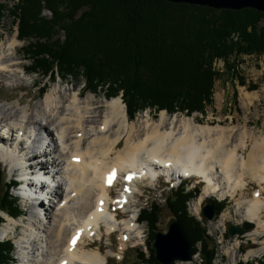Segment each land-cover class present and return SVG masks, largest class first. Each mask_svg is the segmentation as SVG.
<instances>
[{"label":"bare ground","instance_id":"6f19581e","mask_svg":"<svg viewBox=\"0 0 264 264\" xmlns=\"http://www.w3.org/2000/svg\"><path fill=\"white\" fill-rule=\"evenodd\" d=\"M19 47L16 35H8L0 42L1 83L23 81L19 72L28 70L18 57ZM81 93L76 87L63 89L58 85L34 108H30L29 101L19 108L23 98L0 108V150L7 154L6 159H0L8 163L10 174L18 175L24 185L25 181L34 185L33 191H23L24 204L31 213L28 222L7 215L8 222L2 229V238L15 236L19 242L18 264H110L112 255L122 259L123 252L104 250L102 234L105 230L108 239L112 234H120L121 251L130 243L143 241L144 228L135 220L132 201L136 194H142L139 182L154 184L157 175L172 184L187 177L201 179L205 184L201 201L214 195H219L220 201L235 198L247 188L245 174L264 184V144L256 141L247 159L237 157L236 147L241 145L243 133L234 142L233 132L226 128L202 126L195 118H170L165 111L155 122L148 118L131 122L121 98L104 101L93 95L85 98ZM5 127L13 133L12 142ZM20 135L34 138L33 142L44 141L43 148L27 150V140L17 141ZM233 143L236 145L230 148ZM16 153L24 156L23 163ZM29 155L35 156L26 161ZM208 157H214L213 165L207 162ZM38 168L48 171L49 176L54 171V180L41 184ZM18 169L23 178L17 174ZM113 171L116 177L109 186L107 178ZM128 176L132 179H125ZM45 183L47 187L52 185L48 194L44 191ZM114 188L118 192L115 197ZM36 193H42L45 199L44 210L39 212L29 200ZM256 194L252 200L237 202L235 214L240 221L255 223L249 236L262 239L264 196ZM41 213L45 223L40 219ZM226 217L228 213H223L222 221ZM96 238L100 243L92 247ZM261 253L264 254V246H257L249 250L248 256L261 257ZM240 262L248 261L237 260L236 264Z\"/></svg>","mask_w":264,"mask_h":264},{"label":"trees","instance_id":"16d2710c","mask_svg":"<svg viewBox=\"0 0 264 264\" xmlns=\"http://www.w3.org/2000/svg\"><path fill=\"white\" fill-rule=\"evenodd\" d=\"M5 10L0 2V24ZM44 11L52 17L43 16ZM10 15L18 23V38L26 42L30 73L47 81L82 77L85 92L121 96L130 121L148 109L204 114L221 77L217 61L228 66L233 55H264V13L252 8L220 11L166 0H18ZM239 83L246 82L241 78ZM46 85L39 87V98ZM12 189L0 165V225L2 212L15 218L23 214ZM201 191L183 182L167 195L166 205L186 231L193 254L201 243V264H213L208 230L188 211ZM208 202L216 205L218 217L228 206V201ZM160 212L157 202L141 209L149 255L139 250L132 264H160L152 249ZM243 227L252 231L255 226L246 222ZM14 249L12 240L0 241V264L16 262ZM240 264H264V259Z\"/></svg>","mask_w":264,"mask_h":264},{"label":"rangeland","instance_id":"374dc122","mask_svg":"<svg viewBox=\"0 0 264 264\" xmlns=\"http://www.w3.org/2000/svg\"><path fill=\"white\" fill-rule=\"evenodd\" d=\"M0 2L6 5L4 18L0 24V42L3 39H5V37H7L8 35L11 36L16 35V37L18 38V23L13 21L14 19L10 15L13 6L17 4L18 0H0ZM42 15L43 16L45 15V17L47 18L52 17V13L48 11H44ZM20 45L21 47H19L18 57L21 58V62L23 64L22 66H25L27 68L30 64V60H28V57L24 51L26 42L20 40ZM229 61L231 65L228 66L225 64V61L223 60H219L216 62V69L220 72L221 77L220 79L217 80L214 87L213 104L206 108L204 114L195 113L192 114V116H187L186 114H182V113H177L175 115H170L169 113L167 114L170 116V118L183 116L185 117L186 121L195 118L197 120V123L202 126L218 127L219 129L226 128V130L233 132V140H235L234 142H236L237 140L239 141V139L241 138L239 134L243 133L242 136L243 141L242 143H240L241 145L236 147V154L237 157L243 156L244 158L246 157L247 159V157L249 156V154L253 149L254 142L258 141L261 145L264 144L262 139L264 138V55H243L239 57L233 55L231 56ZM19 76L20 78H23V81L14 79L15 80L14 82L8 80L2 83L0 82V108L14 104L15 102H17L19 98H23V102L18 106L19 108H24L27 105L26 101L31 102L32 105L30 108H34V106L37 103L39 104V102L45 97V95L47 94V92H49V90L55 88V86L58 85H60V88L63 89L76 87V90L82 91L81 95H83V97L85 98H87L88 95H93L104 101L111 100L106 98L105 93L103 91H99L98 94L85 92L84 91L85 80L82 77L76 78L70 76L67 77L65 80H62V78H57L55 81L52 80L47 81L48 78L44 79L42 75L32 74L30 72L28 74V72L24 73L22 70H20ZM238 78L239 79L243 78L244 81L246 82L245 85H241L239 83ZM43 83H47L46 85L47 92L41 98H39L40 95L39 87L43 85ZM119 98H121V96H119ZM148 115L151 117H148ZM159 116H160V112L154 113V111L152 112L150 109H148L146 111L140 112L134 120H137L139 118H144V119L148 118L150 119L151 122H155L159 120ZM234 145H236V143H233V145L230 146V148H233ZM223 154L224 152L220 153L216 161H219L220 156H222ZM172 156H175V154H173ZM214 161H215L214 157L211 158L208 157L207 159V162L210 165H213ZM1 166L6 174L7 182L9 183L11 180L10 171L8 170L7 166H4L2 164ZM239 173L242 172L239 171ZM246 175L247 174L244 175L245 177L244 180L246 182L248 181L246 185L247 188H245L244 191L239 192L235 198L227 197L228 207L224 211H222L223 213H228V217H226V219L228 218L229 220L228 219L226 220V224L232 223L234 225L239 224L240 226H243L244 223L246 222L253 223L249 220H246L245 222L243 220L240 221L241 218L235 214L237 212V209H235L236 207L235 205L237 202L243 200L244 201L252 200L257 195L256 194L257 192L262 197L264 196V190L262 191V189H264L263 188L264 184L263 183L258 184V182L254 181L251 178V176L248 175L246 176ZM15 176L18 179L20 178L18 175ZM182 181L183 182L185 181L188 184L189 190L196 186L201 188L202 190L201 194L194 200H191V202L189 203L188 211H190V213L193 216H196L198 219H202L204 221V225L208 230V234L210 235L211 238H213L212 237L214 236L213 228L215 227L217 221H222V219L221 220L218 219L221 218V215L223 213L219 217L217 215L214 221L206 222L207 220L205 221V219L201 217L202 216L201 208L204 206L206 202H208V200H213V199L220 200L221 198L219 197V195L217 196L214 195L211 197H207L203 201H201L200 199L204 194L205 184L201 179L195 177H187L186 179H182L178 182H175V184H172L171 182L169 183L168 181H166V178H160L159 181L155 182L154 184H149L148 182L139 183L142 194H136V199L135 200L133 199L132 201V210L135 211L134 214L139 215L142 208L146 206H151L152 202H157L161 207L159 230H165L169 220L173 216L172 213H170V211L168 210L166 205L167 195H169V193L172 191V187H177V183L179 185L180 182ZM115 189L116 188L113 189L114 197L118 195L117 194L118 192H116ZM12 193L13 196L18 199L22 207L23 213L25 212L24 215H21L18 218L15 217L12 218L25 220L26 222H28L29 220L28 217H30L31 213L28 210L26 204H24L25 203L24 200L18 197L19 189L13 190ZM196 209L199 210L195 211ZM130 213L131 212H129V214ZM1 214L4 217V222L2 223V225H0V240L2 239V229L5 226V223L8 222V219L11 217L7 213L2 212ZM7 215L9 216V218H7L6 220ZM123 216L121 220H123L124 218ZM40 219H43L44 223L46 222V219L43 218L42 213L40 214ZM253 224L256 227L255 223ZM140 226L144 228L143 241H140L136 245L130 243L129 245H127V248H125L123 251L120 250V246H121L120 234L119 235L118 233L112 234L110 239H108L109 236L105 235L106 232L104 230L102 234L103 238L101 241L104 246L103 247L104 250L105 248H107V249H112L116 253L123 252L122 259H118L116 255L109 256L110 264L135 263L137 260L138 250L140 249H144L143 251L149 255L148 248L146 247L148 226L146 223H140ZM21 228H22L21 226L18 227V233H20ZM250 233L242 236H247V235L249 236ZM235 236H240V235L236 234ZM235 236H231V237H235ZM9 237H7V240H12L16 244L15 252H14L16 262L13 264H18L20 260L19 247H18L19 242L15 238V236H9ZM249 238L250 239L248 240V242L250 243V245L248 244L249 246H246L244 250V253L247 254V257L249 255L248 253L251 248L257 246H264L263 244L264 237H262L261 239L259 237L249 236ZM96 239L97 241H95V243L92 244V247H95L98 245V243H100V240L98 238ZM215 246L217 248L216 240H214V247ZM255 255H259V254H255ZM197 260L198 258L197 256H195L193 257L192 262H176L175 264H198Z\"/></svg>","mask_w":264,"mask_h":264},{"label":"water","instance_id":"95a60500","mask_svg":"<svg viewBox=\"0 0 264 264\" xmlns=\"http://www.w3.org/2000/svg\"><path fill=\"white\" fill-rule=\"evenodd\" d=\"M175 4H190L210 7L215 10L242 11L245 9L257 10L264 13V0H166ZM217 208L213 202H207L202 207V216L205 220L214 221L217 217ZM179 219L172 216L165 230H158L152 249L155 258L160 264H175L176 262L193 261V245ZM229 236L246 235L249 230L232 223L227 224Z\"/></svg>","mask_w":264,"mask_h":264},{"label":"built area","instance_id":"2783aa9c","mask_svg":"<svg viewBox=\"0 0 264 264\" xmlns=\"http://www.w3.org/2000/svg\"><path fill=\"white\" fill-rule=\"evenodd\" d=\"M200 216V215H199ZM202 221V219H200ZM218 220H221L219 218ZM214 236H212V240H216L217 248L215 249V257L213 259L214 263L217 264H236L237 260H245L250 261L258 256H248L242 250L244 246L249 244L248 240L249 236H235L228 237L227 229H226V220L225 221H217L215 227L213 228ZM199 251H201V243L198 244ZM195 256H197V262L201 264L202 258L200 252H198ZM194 256V257H195Z\"/></svg>","mask_w":264,"mask_h":264},{"label":"snow or ice","instance_id":"6c2138e0","mask_svg":"<svg viewBox=\"0 0 264 264\" xmlns=\"http://www.w3.org/2000/svg\"><path fill=\"white\" fill-rule=\"evenodd\" d=\"M115 177H116V172H115V171H113L112 173L109 174V176H108V178H107V183L109 184V186L112 185V183H113L114 180H115ZM125 179L130 180V179H132V176L125 177ZM126 191H127V189H126ZM101 204H103V201H101ZM72 243H73V245H74V244L76 243V240L73 239Z\"/></svg>","mask_w":264,"mask_h":264}]
</instances>
